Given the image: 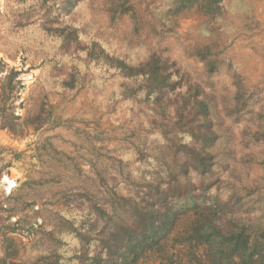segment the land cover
<instances>
[{
	"label": "rangeland",
	"instance_id": "rangeland-1",
	"mask_svg": "<svg viewBox=\"0 0 264 264\" xmlns=\"http://www.w3.org/2000/svg\"><path fill=\"white\" fill-rule=\"evenodd\" d=\"M0 264H264V0H0Z\"/></svg>",
	"mask_w": 264,
	"mask_h": 264
}]
</instances>
